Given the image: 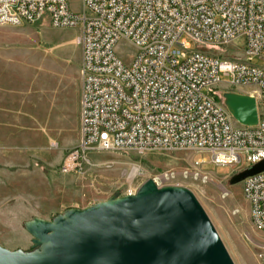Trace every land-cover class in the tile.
I'll use <instances>...</instances> for the list:
<instances>
[{"label":"built area","instance_id":"built-area-1","mask_svg":"<svg viewBox=\"0 0 264 264\" xmlns=\"http://www.w3.org/2000/svg\"><path fill=\"white\" fill-rule=\"evenodd\" d=\"M82 4L77 14L68 0H0V26L33 25L47 16L54 28L81 30V140L64 157L61 175H81L91 154L129 150L203 157L192 170L156 175L160 189L180 187L173 177L209 183L205 164L239 174L264 162V66L253 64L264 63V0ZM123 42L136 50L129 64L118 54ZM225 93L256 99L257 126L236 122ZM243 192L253 226L264 233V171L247 178Z\"/></svg>","mask_w":264,"mask_h":264},{"label":"rangeland","instance_id":"rangeland-1","mask_svg":"<svg viewBox=\"0 0 264 264\" xmlns=\"http://www.w3.org/2000/svg\"><path fill=\"white\" fill-rule=\"evenodd\" d=\"M68 2L73 12L82 13V0ZM80 36L79 28L52 27L47 16L33 25L0 26V141L9 156L0 157V248L9 252L43 253L29 223L54 224L71 211L134 196L156 175L192 170L203 159L186 150L103 152L88 156L81 175H61L77 133L72 99L82 83ZM135 53L120 44L125 63ZM253 64L264 66L257 59ZM135 168L139 172L131 176ZM202 170L210 173L209 183L178 178L174 184L196 197L234 264H264V233L252 224L243 183L231 185L238 173L211 164ZM224 188L230 197H223Z\"/></svg>","mask_w":264,"mask_h":264},{"label":"water","instance_id":"water-1","mask_svg":"<svg viewBox=\"0 0 264 264\" xmlns=\"http://www.w3.org/2000/svg\"><path fill=\"white\" fill-rule=\"evenodd\" d=\"M239 125L258 124L254 97L225 93ZM264 171V162L241 172L231 185ZM28 231L42 254L0 248V264H234L208 215L187 189L148 181L134 196L71 211L54 224L36 220Z\"/></svg>","mask_w":264,"mask_h":264},{"label":"crops","instance_id":"crops-1","mask_svg":"<svg viewBox=\"0 0 264 264\" xmlns=\"http://www.w3.org/2000/svg\"><path fill=\"white\" fill-rule=\"evenodd\" d=\"M81 95H82V83H81V88L79 89V91L77 92V94H75L74 98L72 99V104L75 106V112H74V123H76L77 125V130H76V138L75 141L71 144L72 146H69V151L77 148L79 146L80 140H81V134H80V129H81ZM3 141H0V148H1V152H0V157L1 158H8V148L6 146V144L2 143ZM72 147V148H71Z\"/></svg>","mask_w":264,"mask_h":264},{"label":"bare ground","instance_id":"bare-ground-1","mask_svg":"<svg viewBox=\"0 0 264 264\" xmlns=\"http://www.w3.org/2000/svg\"><path fill=\"white\" fill-rule=\"evenodd\" d=\"M134 173H135V171H134ZM178 178H181L183 180H188V178H186V177H173V184L177 182Z\"/></svg>","mask_w":264,"mask_h":264}]
</instances>
